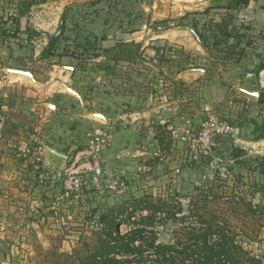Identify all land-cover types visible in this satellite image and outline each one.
Wrapping results in <instances>:
<instances>
[{"label":"rangeland","instance_id":"rangeland-1","mask_svg":"<svg viewBox=\"0 0 264 264\" xmlns=\"http://www.w3.org/2000/svg\"><path fill=\"white\" fill-rule=\"evenodd\" d=\"M19 1L0 0L2 29L9 23L4 18H25V34H30L31 28L37 32L35 27L45 29L39 34L60 32L61 22L66 14L64 7L30 9L21 16L17 11ZM199 4L195 0L168 2L166 7L158 8L157 11H160L161 15L158 18H123V14L114 18L115 15L105 12L102 15L107 18H98V22L89 23L87 29L103 36L98 42L92 39L96 49L91 47L86 51L84 40L61 39L58 42V55L40 65V69H52L56 76L63 78L67 73L61 72L60 68L65 65L77 68L76 66L86 64L88 67H94L97 64L94 58L99 54L98 48L101 50L115 42L139 38L141 32H144L146 37L140 42L145 45L143 53L148 52V63L152 60L160 63L163 57L173 61L172 67L165 70L166 74L163 76L148 63H141L134 70L125 64V69L120 74L117 73L121 76V81L123 80L122 94L128 96L131 89L129 86L132 84L140 87L143 96L156 93L162 85L170 96L175 93L179 95L178 100L185 111L182 127L184 120L190 119L198 130L208 114L213 113L235 126L238 134L225 138L223 146L215 150L211 158L201 164H192L182 141L181 129L176 149L171 143L161 148L170 154L169 161L163 162L160 157L155 156L160 164L158 170L144 171L140 180L132 184H129L130 181L126 178L108 177L110 183L116 180L127 182L129 188L126 190L114 191L108 187L97 189L93 181L80 195L68 198L62 187L57 197H53L50 214L45 215L44 220L42 217L39 219V228L32 226L25 231L14 229L9 230L10 233L0 229V264H84L100 246L102 230L105 228L101 216L107 210L118 209L147 196L165 200L169 206H175L176 212L183 207L188 226H191L190 222H199L200 216L211 221L219 236V232L228 236V245L233 242L234 246L238 247L236 254L239 261L241 260L238 264H264V105L260 104V98L257 96L262 89L256 79L259 78L260 67L264 64V30L262 31L257 23L247 27L241 21L239 10L225 12L216 7L205 9L197 6ZM165 10L167 13L162 16ZM168 15L174 17L168 18ZM109 16L111 18H108ZM103 20H108V24H104ZM147 20L148 22H145ZM13 23L10 27H13ZM69 25L71 26V23ZM73 25L75 26V23ZM159 25L162 28L160 31ZM148 29L152 31L149 35L153 37L152 40L147 37ZM156 31L163 35L162 39H155ZM134 32L138 35L132 36ZM227 32L233 35L234 39L231 40L232 44H229L235 50L231 55L224 53L225 45L216 43L221 41L222 34ZM20 34L22 36L19 38L25 42L24 46H20L28 47L27 37L22 32ZM241 34L245 37L237 45L236 38ZM201 37L207 38L205 46ZM157 51L160 58H157V55H149ZM26 58L30 61L32 59L31 55H26ZM202 67L206 70L204 74L193 72ZM77 72L79 76L80 72ZM191 73L193 76L174 82L179 74L188 76ZM221 79L228 85L220 89L223 93H219L218 88L214 86L215 81ZM125 83L127 86H124ZM244 92L248 94L245 96ZM207 106L212 111L207 110ZM242 117L246 118V122L242 121L241 124L239 119ZM254 120L258 122L256 128ZM231 146L244 152L238 161H226ZM178 156L187 161L186 165L177 163L175 158ZM3 206H0V223L6 220L16 224L19 220L17 211H13L11 204L2 209ZM163 222L166 220L157 217L156 221L148 226V230L156 228L157 231ZM167 223L170 224L169 228L167 232L158 235L157 243L172 244L177 241L178 234H181L178 226L171 220ZM197 225L204 226L203 222ZM129 229L127 223L120 227L123 233H128Z\"/></svg>","mask_w":264,"mask_h":264},{"label":"crops","instance_id":"crops-1","mask_svg":"<svg viewBox=\"0 0 264 264\" xmlns=\"http://www.w3.org/2000/svg\"><path fill=\"white\" fill-rule=\"evenodd\" d=\"M179 1L182 0H46L35 3L31 10L43 7H64L66 14L63 13V18H66V29L61 39L84 40L86 43L84 48L89 51L91 47L96 49L95 42L103 37L88 31L89 23L98 22V18H107L102 15L103 13L115 15L114 18L120 14L124 15L123 18H158L161 16L160 11H157L158 8L166 7L168 2ZM246 1L195 0L200 3L197 6L205 9L216 7L225 12L239 10L241 21L247 27L257 23L263 31L264 0ZM166 13L165 10L162 16ZM89 18L91 19L88 22ZM24 19L4 18L9 23L3 26V29L0 27V119L4 125V138L0 140V206L4 205L2 208L4 209L11 204L10 207L14 212L17 211L16 215L19 217L16 224L6 220L0 223L1 231L8 233H10L9 230L14 229L25 231L32 226L39 228L41 223L39 219L42 217L44 220L45 215L50 214L53 197H57L58 192L62 191L63 185L58 180L61 172L70 164L74 156L86 150L96 136L106 134L111 136V143L104 148L96 169L101 170L99 180L109 181L108 177L112 176L118 179L126 178L130 181L129 184L137 183L144 171L158 170L160 164L155 159V153L158 150H162L161 148L167 143H171L176 149L175 145L179 143H177L178 136L183 124L182 118L185 116L182 103L178 100L179 95L175 93L176 95L170 96L162 85L156 93L143 96L140 87L132 84L129 86L131 89L128 96L122 94L123 80L121 81L122 78L118 74L125 69L123 66L130 65L134 70L141 63H148L146 56L148 52L143 53L145 45L140 42L146 37L144 32H141L139 38L115 42L101 50L98 48L99 55L96 54L94 58L97 63L94 67H88L86 64L76 66L77 68L72 65L61 67L60 71L67 73L62 78L56 76L52 69L49 71L40 69V65L58 55L60 45H57L53 56L43 57L50 40L59 36L62 30L47 35L39 34L45 29L35 27L38 33L31 28L30 34H25L27 27ZM12 22H14L13 27H10ZM103 22L108 24L109 21L103 20ZM62 25L63 22H61ZM159 31L155 32V39H162L163 35L159 34ZM20 32L27 37L28 47H22L25 42L19 38L22 36ZM151 32L147 30V37H150ZM69 33L72 34L69 35ZM133 35L138 34L134 32ZM244 37L241 34L236 38L237 40L235 39L237 45ZM149 39L152 40L153 37ZM231 40H234L233 37ZM133 43L140 45V49L135 51V56L129 58L130 60L118 59L116 51L114 56L105 53V50L113 46L115 48L122 44ZM216 43L219 44V42ZM229 47L225 46L224 53L228 52L231 55L235 50ZM25 54L31 55V61ZM149 55H157V58H160L158 51ZM161 59L160 63L152 60L148 65L164 76L165 70L172 67L173 61L165 60L163 57ZM260 68L259 78L256 77V79L262 90L257 93V96L260 98V104L264 105V98L261 101V95L264 94V64ZM16 71L29 72L32 77L23 76ZM77 71L80 72L79 76ZM195 71L200 75L206 72L204 67L193 72ZM189 76L193 74L188 76L179 74L174 82ZM161 84H163L162 81ZM215 84L213 85L218 88L219 93H223L220 90L222 87L228 86L222 79L216 80ZM124 86L127 84L125 83ZM244 93L245 96L248 94ZM206 108L212 111L208 106ZM242 121L246 122V118L239 119L241 124ZM253 123L256 128L258 122L254 120ZM245 125L248 126V124ZM21 141H35L46 147L42 169L37 168L34 160H21L16 157L12 144ZM230 149L232 152L236 148L231 146ZM230 152L226 161L235 162L242 158V156L230 157ZM178 153L176 150L177 155L180 154ZM175 159L182 165L187 163L179 156ZM27 217H29L28 221ZM8 238L10 239L9 234Z\"/></svg>","mask_w":264,"mask_h":264},{"label":"trees","instance_id":"trees-1","mask_svg":"<svg viewBox=\"0 0 264 264\" xmlns=\"http://www.w3.org/2000/svg\"><path fill=\"white\" fill-rule=\"evenodd\" d=\"M46 0H23L18 8V13L23 16L25 11H30L31 7L38 2ZM244 2H247L244 0ZM65 18L61 26L62 33L53 37L48 45L44 58H49L55 54L58 42L61 40L65 31ZM219 44L226 47L233 35L223 33ZM205 46L207 38L201 37ZM140 49L138 44H122L105 50L107 55L118 53V59L130 60L135 56V51ZM99 55V54H98ZM130 58V59H129ZM114 59V57L112 58ZM162 61V59H161ZM261 101L264 94L261 95ZM264 139V137H263ZM244 154L242 150L234 149L230 152V157L239 158ZM152 197L138 198L135 202L107 210L101 216V222L105 225L102 230L100 246L92 256L88 257L84 264H238L241 263L236 254L238 247L233 242L228 245L227 235H218L214 231V225L211 221L200 216L203 225L199 227V222L187 225V220L183 214L185 210L180 207L176 212L174 207L169 206L163 199ZM179 204V203H178ZM180 205V204H179ZM148 214L144 215L143 212ZM164 215H167L164 216ZM183 215V216H182ZM159 217L166 220L160 224V228L148 230ZM135 218V220H133ZM173 222L178 226L181 234H178L177 241L172 244L157 243L158 235L167 232L169 223ZM152 222V223H151ZM121 223H128L133 226L130 232L122 234L119 230ZM187 232L186 234L182 233ZM218 231V230H217ZM183 236L184 238H181ZM217 236V241L214 237ZM180 237V238H179Z\"/></svg>","mask_w":264,"mask_h":264},{"label":"built area","instance_id":"built-area-1","mask_svg":"<svg viewBox=\"0 0 264 264\" xmlns=\"http://www.w3.org/2000/svg\"><path fill=\"white\" fill-rule=\"evenodd\" d=\"M161 29V27L158 28V30ZM182 129V141L189 154V162L192 164H201L203 161L211 158L214 156V151L223 146V140L225 138L234 137L238 134V130L235 126L213 113L208 114L206 120L201 124L198 130L194 122L190 119L184 120ZM3 138L4 125L0 119V140ZM110 143V134L96 136L91 140L84 152L77 154L71 159L70 164L63 169L58 178L63 185V192L66 197L70 198L72 195H80L85 187L89 184L91 185L93 181H91L87 174L97 169L103 150ZM12 147L18 159L34 160L38 169L43 168L46 155V147L43 144L21 141L12 144ZM155 156L160 157V160L163 162H168L170 158V154L165 150L157 151ZM93 185L97 189L108 187L110 190L114 191L120 189L126 190L129 188V184L122 180H116L112 183L106 180H99L97 182L94 181ZM143 214L147 215L148 212L145 211ZM133 220H135V218ZM122 224L124 223H121V225ZM128 225L130 226L128 232H130L133 226L131 224ZM120 232L126 234L121 230ZM217 239V236H215L214 241H217Z\"/></svg>","mask_w":264,"mask_h":264},{"label":"water","instance_id":"water-1","mask_svg":"<svg viewBox=\"0 0 264 264\" xmlns=\"http://www.w3.org/2000/svg\"><path fill=\"white\" fill-rule=\"evenodd\" d=\"M17 73H20V74H22L23 76H27V77H32V75H31V73H29V72H22V71H16ZM88 177L89 178H93L94 179V181H99V177H100V175H101V170L99 169V170H93V171H91V172H89L88 174Z\"/></svg>","mask_w":264,"mask_h":264}]
</instances>
